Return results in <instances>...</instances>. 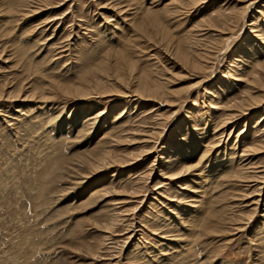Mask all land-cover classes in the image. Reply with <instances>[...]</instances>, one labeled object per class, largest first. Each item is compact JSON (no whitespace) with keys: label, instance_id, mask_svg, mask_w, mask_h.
Returning a JSON list of instances; mask_svg holds the SVG:
<instances>
[{"label":"rangeland","instance_id":"374dc122","mask_svg":"<svg viewBox=\"0 0 264 264\" xmlns=\"http://www.w3.org/2000/svg\"><path fill=\"white\" fill-rule=\"evenodd\" d=\"M198 1L0 0V264H264V183L254 212L257 186L241 176L247 164L264 170V101L247 114L233 106L264 96V1ZM246 2L244 21L223 30ZM188 49L211 58L195 67ZM100 62L113 75L133 69L128 79L155 72L166 95L140 106L127 95L130 81L105 75L114 95L56 86L86 82ZM104 145L130 164L76 166ZM172 148L174 166L148 178L153 159ZM71 166L90 177L77 182Z\"/></svg>","mask_w":264,"mask_h":264},{"label":"bare ground","instance_id":"6f19581e","mask_svg":"<svg viewBox=\"0 0 264 264\" xmlns=\"http://www.w3.org/2000/svg\"><path fill=\"white\" fill-rule=\"evenodd\" d=\"M189 1V0H188ZM191 1H193V2H191V4L189 3V6L190 5H196L199 1L198 0H191ZM243 1H245V0H243ZM246 1H248V0H246ZM255 1H257V0H255ZM259 1V0H258ZM263 1L264 0H261V2H262V4H263ZM186 2H187V0H186ZM187 4V3H186ZM242 4V3H241ZM261 5V4H260ZM125 7H128V6H126V5H124ZM263 6H264V4H263ZM144 7V6H143ZM252 8V2H246L245 3V5L243 6V10L241 11V13L238 15V14H233L231 17H228V18H226V20L225 21H223V23L224 22H226V26L225 27H222L223 28V30L225 29H227V30H229L230 29V26L228 25V24H230V25H232V26H234V24L235 23H237V22H239V20H243L244 21V19L246 18V16L248 15V13H249V11L250 10H252L251 9ZM254 8V7H253ZM263 8V7H262ZM128 9V8H127ZM127 9H125L124 7L121 9V11L124 13L125 12V14H126V12L128 11ZM144 9V14H147V13H149V11L151 10V8H149V7H144L143 8ZM138 10H139V8H138ZM236 10V9H235ZM257 11H259V13L262 15L263 14V10H260V9H257ZM142 12V13H143ZM223 13V12H222ZM135 15V12L133 11V12H127V14L125 15V16H130V15ZM225 15L224 16H227L226 15V13H224ZM134 15L133 16H131V17H128V19L132 22L133 20H134ZM219 15V14H218ZM220 16H222L221 15V12H220ZM220 16H219V18H220ZM213 18V17H212ZM212 18L211 19H205V21H209V20H212ZM218 18V17H217ZM127 19V18H126ZM214 19V18H213ZM225 19V18H224ZM215 20V19H214ZM223 20V19H222ZM216 21V20H215ZM215 21H214V24H216L215 23ZM219 21H221V19L219 20ZM203 22H204V20H203ZM210 22V21H209ZM208 22V25H211L210 23ZM212 22H213V20H212ZM211 22V23H212ZM222 22V21H221ZM207 23V22H206ZM132 24V23H131ZM251 24H253V23H251ZM205 25V24H204ZM239 25V24H238ZM249 25H250V23H249ZM217 26H219V25H217ZM215 27V26H214ZM206 28V27H205ZM212 28V27H211ZM216 28V27H215ZM221 28V27H220ZM233 28V27H232ZM250 28H254V27H250ZM207 29V28H206ZM209 29V28H208ZM210 30V29H209ZM221 30V29H220ZM219 30V31H220ZM234 30V29H233ZM227 32V31H226ZM222 33H225L224 31L222 32L221 31V34ZM231 33V32H230ZM254 33V32H253ZM260 33V32H259ZM259 33H256V37H258L259 36V38L261 37V35L262 34H259ZM226 34V33H225ZM232 34V33H231ZM189 35V34H188ZM227 35V34H226ZM223 36V37H227V36ZM230 35V34H229ZM133 35H131V37H132ZM263 36V35H262ZM222 37V36H221ZM222 37V38H223ZM134 38V37H133ZM189 40H191V37L190 38H188ZM264 39V38H263ZM230 39L227 37L226 39H225V42H228ZM197 41V40H196ZM219 41H223L221 38H220V40ZM131 42H132V40H131ZM207 42V41H206ZM190 43V42H189ZM193 43V42H192ZM209 43V42H208ZM220 43H222V42H220ZM204 45H206V44H204ZM208 45V44H207ZM212 45V44H211ZM217 45V44H216ZM130 46V45H129ZM192 46V45H191ZM194 46V45H193ZM209 46V45H208ZM223 46H225V45H223ZM222 46V47H223ZM212 47H213V45H212ZM215 47H217V46H215ZM214 47V48H215ZM203 48H206V46L205 47H203ZM202 48V49H203ZM208 48V47H207ZM206 48V49H207ZM209 48H210V46H209ZM193 49V48H192ZM201 49V48H200ZM206 49H204V50H206ZM217 49V48H216ZM196 50V49H195ZM211 50H212V48H211ZM220 50H221V48H220ZM120 51H122V50H120ZM222 51V50H221ZM192 51H190L189 49L188 50H186L185 52H184V58L188 61V62H190V63H192L191 65H193V66H195V67H202L203 66V62L202 61H207L208 60V58H211V55H210V53L211 52H206V51H200L199 53L197 52L196 54H193V52L191 53ZM219 53H220V51H219ZM105 54V53H104ZM212 54V53H211ZM219 55V54H218ZM217 55V56H218ZM103 56H105V55H103ZM214 56V55H213ZM217 56H215L216 58H217ZM129 57H130V55H129ZM214 57V58H215ZM106 58V57H105ZM213 58V57H212ZM107 59V58H106ZM212 60V59H211ZM213 61V60H212ZM105 62V61H104ZM104 62H100V67L98 68V70H95V71H93L91 74H90V76H88L87 77V79L85 78V80L84 81H86V82H80V84L79 85H76L75 87L74 86H65V85H61V84H56V86H59L60 88H63L62 86H64V89L65 90H63V91H75V92H81L80 94H86V95H88L89 93H90V91H88V90H90L91 88L90 87H92V88H98V90H99V92L103 95V96H110V95H114L115 93H116V91H114L113 89H106L105 87H104V85H105V82H104V79L102 78V76L104 77V75L108 78L107 80H114V82L116 83V82H118V83H120L119 81H122V82H124V83H128L129 81H130V84H133L132 86L131 85H129L128 84V87H129V90H131V91H129V93L127 94L128 95V97H130L131 99H133L134 100V102H135V104H139L140 106L143 104L142 103V101L143 100H155L156 98H158V97H164V95H166V90H165V87H164V84H163V82H161L160 80H158V76H156V75H154V73H152L151 71H138L137 73H135L134 74V76H133V78H127L126 77V75H128L129 73H130V76H132V74H131V72H133V69H131V71L129 72V73H127V74H125V73H119V71L118 70H114L115 71V75H113L112 73H111V68L112 67H110V65H108L109 63H104ZM210 62V61H209ZM189 63V64H190ZM207 63V62H206ZM107 64V65H106ZM112 65V64H111ZM112 70V71H113ZM150 70V69H149ZM156 76V77H155ZM55 82V81H54ZM53 85H54V83H52ZM66 84V83H65ZM51 85V84H50ZM68 85V84H67ZM55 86V87H56ZM54 87V88H55ZM58 88V87H57ZM56 88V89H57ZM90 88V89H89ZM99 88H104V89H99ZM93 91V90H92ZM96 92V91H95ZM68 93V92H67ZM99 94V93H98ZM123 96V95H122ZM125 96H126V94H125ZM144 97V98H143ZM161 101H165V105H167L168 103H171L172 101L170 100H161ZM264 101V96H261V97H253V96H248V97H246L245 99H243L242 101H240V102H237L235 105H233V106H235V108L238 110V111H242V112H245V111H247V110H252V109H256V107H258L259 106V104L260 103H262ZM133 102V103H134ZM129 103H131L130 101H129ZM174 103V102H173ZM135 104H133V105H135ZM172 104V103H171ZM128 105V104H127ZM131 105V104H130ZM58 107V106H57ZM54 108V107H53ZM123 108H125V107H123ZM130 108V107H129ZM134 108H136V106H134ZM59 109V108H58ZM127 109V108H126ZM125 110V109H124ZM123 110V111H124ZM53 111V110H52ZM93 111V110H92ZM91 111V112H92ZM121 111V110H120ZM91 112H89V114L88 115H86L85 116V118L84 119H86V117L88 116H92L93 114L91 113ZM97 113V112H96ZM126 113H127V110H126ZM52 114V113H51ZM50 114V115H51ZM103 114H105L103 111L102 112H99L97 115H96V119L97 118H99V116H101V118H102V115ZM107 115H105L106 117L105 118H108V115H109V112H107L106 113ZM116 114H118V112L116 113ZM243 114V113H242ZM245 114H247L246 112H245ZM54 115V114H53ZM56 115V114H55ZM61 117V116H60ZM93 117V116H92ZM113 117H114V115H113ZM230 117H232V116H230ZM90 118V117H89ZM88 118V119H89ZM104 118V117H103ZM119 118V117H118ZM229 118V117H228ZM83 119V121L82 122H80V120H79V126H81L82 127V125L84 126L85 125V123H88L89 121L87 120V121H85ZM95 119V120H96ZM233 119V118H232ZM231 119V120H232ZM117 120V119H116ZM93 121V120H92ZM226 121V120H225ZM98 122V121H97ZM104 122V121H103ZM227 122V121H226ZM259 122L260 123H264V116L262 115L261 116V118H260V120H259ZM109 123H111L110 124V126L112 125H115V121H114V118L113 119H111L110 121H109ZM127 123V122H126ZM94 124H95V122H94ZM104 124V123H103ZM76 125H77V123H76ZM77 125V126H78ZM120 125H121V123H120ZM122 125H124V124H122ZM126 125V124H125ZM227 125V124H226ZM262 126H264V124H261ZM260 125V126H261ZM70 126V125H69ZM88 126V125H87ZM95 126H96V124H95ZM103 126V125H102ZM101 126V127H102ZM164 126V125H163ZM92 127V126H91ZM105 127V126H104ZM159 127V126H158ZM83 128V127H82ZM81 128V129H82ZM86 128V127H85ZM113 128V127H112ZM123 128V127H122ZM125 128V127H124ZM80 129V130H81ZM89 129V128H88ZM87 129V130H88ZM104 129V128H103ZM102 129V130H103ZM106 129V131H107V128H105ZM105 129L103 130L104 132H105ZM110 129H111V127H110ZM116 130H117V128H115ZM120 129V128H119ZM118 129V130H119ZM162 129V128H161ZM259 129V128H258ZM262 129V128H261ZM77 130V129H76ZM79 130V131H80ZM116 130H115V132H116ZM158 130H160V129H158ZM43 131V130H42ZM44 133H45V131H43ZM92 132V130L89 132V133H91ZM154 132V131H153ZM224 132V131H223ZM51 133V132H50ZM108 134L107 135H110V134H112L113 132H107ZM162 133V132H161ZM104 134V133H103ZM155 134V133H154ZM86 136V135H85ZM262 138H260V140H261ZM151 140V139H150ZM64 142V141H63ZM99 142L100 143H103V142H101L100 140H99ZM145 142V141H144ZM148 143H150V142H148ZM259 144H262V143H259ZM58 145V144H57ZM101 145V144H100ZM99 145V146H100ZM259 145H257V147H258ZM151 147V146H150ZM255 147V146H254ZM256 147V148H257ZM261 148V147H260ZM97 149V150H96ZM255 149V148H254ZM89 150V149H88ZM87 150V151H88ZM263 150H264V148H263ZM154 151V150H153ZM178 151L179 150H176V149H170V151H169V153H166V156H156L154 159H153V161L151 162L152 164H151V166L149 167V173L147 174L148 175V178H149V176L150 175H152V173H153V171H154V169L155 168H157V169H159V167H160V169H159V171H161L162 169H164V170H168V168L170 169V168H172V166H174V164L176 163V161H177V153H178ZM59 151L57 150V152H56V156H58V154H59V156H58V158H57V160L55 159V157L53 156V154H52V156H53V160L55 161L54 163H53V161H49L51 164V168H53L54 166L56 167V166H58V165H60L59 164V162H58V160H60L61 159V155L62 154H60V153H62V152H60V153H58ZM143 152V151H142ZM151 151H149L148 152V150H147V154L148 153H150ZM58 153V154H57ZM84 153V152H83ZM89 155H87V156H85V157H80L81 159H79L77 162H81V164L80 165H76V166H80L81 168H82V166L84 165V167L85 166H87L90 170H91V172L93 173H95V172H97V171H99V170H102V169H104V168H107V167H112V166H116V165H120V164H125V165H129L130 163V160H128L127 158H120V157H117V156H115L114 154H113V150H112V148H111V146H109V145H104L103 147H101V148H98V146L96 147H94V148H91L90 150H89ZM264 153V152H263ZM146 154V155H147ZM255 154V153H254ZM145 155V154H144ZM79 156H80V154H79ZM143 156V154H139L138 156H136V157H134L133 159L135 160V161H137L140 157H142ZM150 157V156H149ZM51 158V157H50ZM143 158V157H142ZM141 158V159H142ZM51 160V159H50ZM56 161H57V163H56ZM62 161H64L63 160V158H62ZM249 162H251L250 160H249ZM56 163V165H54ZM67 163H69V162H67ZM74 163V162H73ZM73 163H72V165H73ZM132 163V162H131ZM49 164V163H48ZM58 164V165H57ZM69 165V164H68ZM124 165V166H125ZM244 165H246V164H244ZM243 165V166H244ZM122 166V165H121ZM250 166V165H249ZM255 166V165H254ZM262 166V165H261ZM261 166H255V167H252V165L250 166V167H248V164H247V167H246V169H243V168H241L242 170H244V172H243V174L244 173H249L248 175L246 174V175H241L243 178H247L248 179V182L250 183L251 182V184H252V182H254V185L255 186H257L256 187V190H255V192H254V194H253V192H252V194H253V201H252V203L250 204V205H255V207L253 208V210H254V212H255V210H256V208H258V205H259V203H260V200H261V193L263 192L262 191V186H260L259 188H258V186L260 185L259 184V182L262 184V183H264V180L263 181H260L259 180V176L257 175V173H260V172H262L263 174H264V170H260V167ZM68 167V166H67ZM47 168V167H46ZM64 168V167H63ZM71 168H73V171H74V173H73V176H75L76 178H79V180L77 181V182H82V181H84V179H86L87 177L89 178L90 176V172L89 173H87L86 171L83 173L82 171H79L78 169V167H74V166H71ZM88 168H84L85 170L86 169H88ZM165 168H167V169H165ZM258 168H259V171H257L258 170ZM48 169L49 170H46L47 171V173H44V177H43V179L45 180V179H47L48 178V176L51 174V173H53L52 171H50V167H48ZM83 169V170H84ZM52 170V169H51ZM67 170H68V168H67ZM164 170H162V171H164ZM49 171H50V173H49ZM69 171V170H68ZM161 171V172H162ZM65 172H67V171H65ZM242 172V171H241ZM165 173V172H164ZM163 173V174H164ZM168 173V172H167ZM49 174V175H48ZM66 174V173H65ZM166 174V173H165ZM42 175V174H41ZM52 175V174H51ZM57 175V174H56ZM147 175H145L144 177H143V179L144 178H146L147 177ZM261 175V174H260ZM70 176V175H69ZM72 176V177H73ZM71 177V178H72ZM238 177V176H237ZM55 178V177H54ZM69 178V177H68ZM70 179V178H69ZM74 179V178H73ZM142 179V178H141ZM262 179V178H261ZM41 181L42 182V184L40 183V190L42 191V193H44V190L46 189V187H47V185H48V183L50 182L49 181V179H47V180H45V181ZM66 180V179H65ZM141 181V180H140ZM45 182V183H44ZM246 182H247V180H246ZM144 184L143 185H139V187L137 186V189L136 190H134L132 193H133V195H139L143 190H144V188L146 187V185H147V183L146 182H143ZM77 186H78V183H77ZM135 186V187H136ZM102 188V187H101ZM66 189V188H65ZM105 189V188H104ZM259 189V190H258ZM103 190V189H102ZM104 191V190H103ZM106 191V190H105ZM96 192V191H95ZM102 192V191H101ZM40 193V192H39ZM251 194V193H250ZM40 195V194H39ZM39 195H37V196H39ZM42 195V194H41ZM40 195V196H41ZM249 195V194H248ZM255 195V196H254ZM40 196H39V198H40ZM251 195H249V197H250ZM252 197V196H251ZM256 197V198H255ZM255 198V199H254ZM43 200V199H42ZM126 202H127V200H126ZM248 204V205H249ZM118 213V212H117ZM114 214V213H113ZM120 215H122V214H120ZM120 215L118 214V215H116V217H115V219L114 220H117V222L118 221H120ZM124 216V215H123ZM247 216V215H246ZM120 218V219H119ZM125 218V217H124ZM239 218V217H238ZM241 221V220H240ZM134 223V222H133ZM239 223V222H238ZM242 223V222H241ZM115 224H116V221H113L112 222V224L111 225H107L106 227L108 228V229H110V228H114L113 226H115ZM117 226V225H116ZM133 226V225H132ZM106 228V229H107ZM116 228V227H115ZM106 231H108V232H110L111 230H106ZM126 233V232H125ZM108 237V236H107ZM104 241H106V240H104ZM105 244V243H104ZM94 248V247H93ZM96 248H99L98 246L96 247ZM100 249V248H99Z\"/></svg>","mask_w":264,"mask_h":264}]
</instances>
